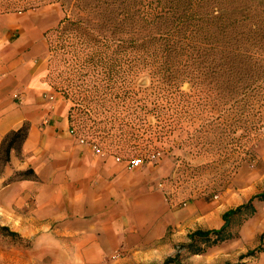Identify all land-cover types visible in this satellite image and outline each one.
I'll return each instance as SVG.
<instances>
[{
    "label": "rangeland",
    "instance_id": "374dc122",
    "mask_svg": "<svg viewBox=\"0 0 264 264\" xmlns=\"http://www.w3.org/2000/svg\"><path fill=\"white\" fill-rule=\"evenodd\" d=\"M26 12L31 18L50 17L51 26L42 36L47 48L46 82L50 88L41 100L54 104L57 111H66L68 117L71 114L74 131L69 122V145L122 162L136 177L146 181L147 189H160L170 207L180 210V225L170 226L165 236L155 242L142 241L119 248L105 255L101 264H162L177 252L185 264H264V251L241 258L259 246L264 248V201H256L257 211L253 215L234 219L235 238L210 246L201 254L181 249L182 244L190 241L191 231L214 228L219 213L264 192V111L257 106H207L188 83L182 90L192 96L189 103L176 100L177 94L169 96L153 89V80L145 71L134 76V100L128 109L123 107L128 124H93L86 109L100 105L88 101L76 105L72 97L56 90L47 77L53 63L45 33L65 16L61 4ZM14 34L13 38L19 32ZM47 124L48 119L41 126ZM90 139L96 140L97 146ZM135 156L144 160L138 158L140 162L133 165L129 159ZM3 187L0 186V226H8L19 235H7L0 230V264H98L97 257H85L71 242L72 236L60 235L58 230L45 237L24 235L33 222L21 215L34 196H26L28 189ZM177 232L178 237L174 235Z\"/></svg>",
    "mask_w": 264,
    "mask_h": 264
},
{
    "label": "trees",
    "instance_id": "16d2710c",
    "mask_svg": "<svg viewBox=\"0 0 264 264\" xmlns=\"http://www.w3.org/2000/svg\"><path fill=\"white\" fill-rule=\"evenodd\" d=\"M52 3H60L65 16L45 33L53 63L47 77L76 105H100L86 109L93 124H128L123 109L134 100V76L145 71L153 89L177 94L176 100L189 103L192 96L182 90L188 83L207 106H257L264 111V0H0V14ZM68 118L74 131L71 114ZM29 128L25 122L7 134L1 163L9 161L12 149L21 154ZM33 176L28 168L9 182ZM256 201H264V192L226 210L221 227L191 231L181 249L201 254L235 238L232 222L253 215ZM0 230L19 235L8 226ZM262 251L259 246L241 258ZM162 264L185 263L177 252Z\"/></svg>",
    "mask_w": 264,
    "mask_h": 264
},
{
    "label": "crops",
    "instance_id": "0c3cea01",
    "mask_svg": "<svg viewBox=\"0 0 264 264\" xmlns=\"http://www.w3.org/2000/svg\"><path fill=\"white\" fill-rule=\"evenodd\" d=\"M48 21V15L31 18L27 12L0 15V154L9 132L30 124L21 154L12 149L9 161L0 162V186L28 189L26 196H34L21 215L33 222L24 235L45 237L58 230L101 264L119 248L165 236L170 226L180 225V210L170 207L160 189H147L122 162L69 145L66 111L41 100L50 88L42 37ZM45 117L49 124L41 126ZM28 168L35 176L9 182ZM224 212L212 227H221Z\"/></svg>",
    "mask_w": 264,
    "mask_h": 264
},
{
    "label": "built area",
    "instance_id": "2783aa9c",
    "mask_svg": "<svg viewBox=\"0 0 264 264\" xmlns=\"http://www.w3.org/2000/svg\"><path fill=\"white\" fill-rule=\"evenodd\" d=\"M99 150V149H98ZM140 162V159H134V160H132V164L133 165H136V164H138Z\"/></svg>",
    "mask_w": 264,
    "mask_h": 264
}]
</instances>
